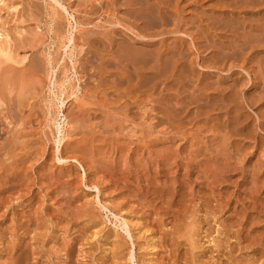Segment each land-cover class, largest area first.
I'll use <instances>...</instances> for the list:
<instances>
[{
  "label": "rangeland",
  "instance_id": "1",
  "mask_svg": "<svg viewBox=\"0 0 264 264\" xmlns=\"http://www.w3.org/2000/svg\"><path fill=\"white\" fill-rule=\"evenodd\" d=\"M4 1L0 264H264V0Z\"/></svg>",
  "mask_w": 264,
  "mask_h": 264
},
{
  "label": "bare ground",
  "instance_id": "2",
  "mask_svg": "<svg viewBox=\"0 0 264 264\" xmlns=\"http://www.w3.org/2000/svg\"><path fill=\"white\" fill-rule=\"evenodd\" d=\"M54 1H55V0H54ZM101 1H102V0H101ZM138 1H139V0H138ZM92 2H94V1H92ZM95 2H96V1H95ZM97 2H98V1H97ZM99 2H100V1H99ZM99 2H98V3H99ZM157 2H158V0H157ZM199 2H200V1H199ZM159 3H160V2H159ZM197 3H198V2H197ZM9 4L11 5L10 2H8V5H9ZM129 4H133V2H132V3H129ZM138 4H139V2H138ZM138 4L134 5V7L137 6ZM142 4H143V3H142ZM5 5H6L5 1H4V0H0V8H1V6H3L2 8L5 10V8H4ZM124 5H125V4H124ZM127 5H128V4H127ZM146 5H147V4H146ZM125 6H126V5H125ZM131 6H132V5H131ZM164 6H165V5H164ZM129 7H130V6H129ZM143 7H144V6H143ZM10 8H11L10 6H7L6 9L8 10V9H10ZM13 8H14V6H13V4H12V9H13ZM132 8H133V6H132ZM145 8H146V7H145ZM167 8H168V7H167ZM12 9H11V10H12ZM14 9H15V8H14ZM112 9H113V8H112ZM62 10H63L66 14H68L67 9L62 8ZM168 10H169V9H168ZM171 10H172V9H171ZM190 10H191V9H190ZM192 10H193V9H192ZM14 11H15V10H14ZM139 11H143V10L140 8ZM172 11H174V10H172ZM107 12H108V11H107ZM109 12H110V11H109ZM113 12H114V11H113ZM113 12H112V13H113ZM131 12H132V11H131ZM143 12H144V11H143ZM141 13H142V12H141ZM141 13H140V15H141ZM175 13H176V12H175ZM110 14H111V13H110ZM113 14H114V13H113ZM138 14H139V13L136 14L135 18H137V17H140V18H141V17H142V16H139ZM142 14H143V13H142ZM146 14H147V13H146ZM156 14H157V13H156ZM176 14H177V13H176ZM68 15H69V14H68ZM137 15H138V16H137ZM158 15H159V14H158ZM69 16L72 18L71 15H69ZM112 16H114V15H112ZM152 16H153V15H152ZM160 16H162V15H160ZM132 17H133V16H132ZM143 17H145L144 14H143ZM175 17H176V16H175ZM159 18H160V17H159ZM138 19H139V18H138ZM1 21H2V19H1ZM139 21H140V20H139ZM171 21H172V20H171ZM0 23H1V22H0ZM137 23H138V22H137ZM162 24H163V23H162ZM1 25H2V23H1ZM1 25H0V57L3 58L4 61H2V59H0V60H1V61L3 62V64H4V62H10V61H12V59H13V58L11 59V55H10V54H11L10 42L12 43V39L9 38L7 32H5L6 30L4 31V28H3V27L6 25V23H5V25H4L3 27H2ZM144 26H145V25H144ZM2 28H3V29H2ZM16 28H17V27H16ZM157 28H159V27H157ZM157 28H156V29H157ZM160 28H161V27H160ZM146 29H147V28H146ZM149 31H150V29H149ZM19 32H20V30L18 31V33H19ZM12 33H13V32H12ZM68 35H69V38L66 39V40H67V43H68V44H69V43L71 44V43H73V42H72L73 40L71 41V39H72V38H71V37H72V36H71V33L68 32ZM151 35H152V34H151ZM260 35H261V34H260ZM258 37H259V36H258ZM65 45H66V44H65ZM73 45H74V44H73ZM0 64H2V63L0 62ZM137 74H138V73H137ZM7 76H9V75H7ZM3 78H4V76H3ZM6 78H7V77H6ZM9 80H11V79H9ZM1 81H2V80H1ZM4 81H5V79H4ZM4 81H3V82H4ZM11 81H12V80H11ZM15 81H16V80H15ZM15 81H14V82H15ZM17 81H18V79H17ZM17 81H16L15 83H17ZM66 81H67V80H66ZM3 82H2V83H3ZM2 83H1V84H2ZM12 83H13V82H12ZM64 83H65V82H63V84L60 83V85H61L60 87H63ZM4 84H5V82H4ZM4 84H3V85H4ZM17 84H18V83H17ZM30 84H31V83H30ZM30 84H29V85H30ZM5 85H6V84H5ZM1 86H2V85H1ZM10 86H11V85H10ZM17 86H18V85H17ZM19 86H20V84H19ZM3 87H5V86H3ZM8 87H9V86H8ZM11 87H12L11 89H13V85H12ZM21 87H23V84H22ZM60 87H59V88H60ZM18 88H19V87H18ZM27 88H28V87H27ZM1 89H2V88H1ZM11 89H6V90H8V92H9ZM4 90H5V88H4ZM4 90H3V91H4ZM17 90H18V89H17ZM1 91H2V90H0V99H1V100H2V99L5 100V94H3V92H1ZM22 91H23V90H22ZM12 92H13V90H12ZM12 92H10L11 95L13 94ZM5 93H6V92H5ZM21 93H23V92H21ZM8 94H9V93H7V96H8ZM16 94H17V97L19 98V100H17V103H16V102H15V103L18 104L17 107L22 108L21 106H24V105H22V104H24V102H22V101H24V100L21 101V99H23V97H22V95H21L20 93H16ZM19 94L21 95V97H19V96H20ZM25 95H26V94H25ZM25 95H24V96H25ZM17 97H16V98H17ZM26 97H27V96H26ZM26 97H25V102H27V101H26V100H27ZM10 98H11V97H10ZM57 98H58V96H57ZM59 100H60V99H59ZM6 101H7V99H6ZM15 101H16V100H15ZM1 102H2V101H0V103H1ZM10 102H11V101H10ZM60 102H61V101H60ZM2 103H3V102H2ZM61 104H62V103H61ZM61 104H60V106H61ZM26 105H27V103H26ZM60 106H59V107H60ZM9 107H10V106H9ZM17 107H16V108H17ZM59 107H58V109H59ZM6 108H7V107H6ZM56 112H57V111H56ZM23 119H24V118H23ZM22 121H23V120H22ZM6 122H7V121H6ZM53 122H55V119H53ZM19 123H20V121H19ZM50 123H51V122H50ZM63 123H64V122H63ZM17 124H18V123H17ZM56 129H57V128H56ZM59 133H60V132H59ZM61 139H62V138H61ZM62 141H63V140H62ZM60 143H61V142H60ZM60 143L57 142V145L59 146ZM62 146H63V145H62ZM57 151H58V150H57ZM65 155H66V154H65ZM72 156H73V155H72ZM84 158H85V157H84ZM87 158H88V157H87ZM59 160H60V159H59ZM64 160L67 161V160H66V157H65V159H64V158L61 159V161L65 162ZM75 160H76V158H75ZM80 160H81V159H80ZM77 161H78V160H77ZM97 193H98V192H97ZM122 222H123V221H122ZM123 223H124L123 225L126 226V223H125V222H123ZM212 241H213V240H212ZM116 243H117V242H116ZM116 243H115V244H116ZM214 243H215V242H214ZM217 243H219V242H217ZM118 244H120V243L118 242ZM119 248H120V247H119ZM119 248H118V249H119ZM114 250H115V249H114ZM121 250H122V249H121ZM154 250H155V248H154ZM107 251H108V250H107ZM109 252H110V251H109ZM112 252H113V251H112ZM114 253H115V252H114ZM116 254H118V253H116ZM116 254H115V255H116ZM120 254H121V253H120ZM258 254H259V253H258ZM118 255H119V254H118ZM258 257H259V256H258ZM233 258H234V257H233ZM255 258H256V256H255ZM238 259H240V258H238ZM245 259H246V258H245ZM247 259H248V258H247ZM256 259H257V258H256ZM240 262H241V261H240ZM244 262H245V261H244ZM238 263H239V262H238ZM230 264H231V263H230Z\"/></svg>",
  "mask_w": 264,
  "mask_h": 264
}]
</instances>
